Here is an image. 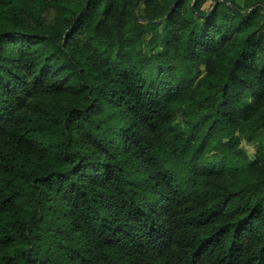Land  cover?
<instances>
[{
    "label": "trees",
    "instance_id": "16d2710c",
    "mask_svg": "<svg viewBox=\"0 0 264 264\" xmlns=\"http://www.w3.org/2000/svg\"><path fill=\"white\" fill-rule=\"evenodd\" d=\"M263 29L264 0H0V264H264Z\"/></svg>",
    "mask_w": 264,
    "mask_h": 264
},
{
    "label": "rangeland",
    "instance_id": "374dc122",
    "mask_svg": "<svg viewBox=\"0 0 264 264\" xmlns=\"http://www.w3.org/2000/svg\"><path fill=\"white\" fill-rule=\"evenodd\" d=\"M236 3H238V0H235ZM210 4V2H208L206 4V6L204 7V10L208 9V5ZM263 36H264V29H263ZM242 147L245 149L246 153L251 157L253 155L254 152V148L252 145H247L246 143H242Z\"/></svg>",
    "mask_w": 264,
    "mask_h": 264
}]
</instances>
